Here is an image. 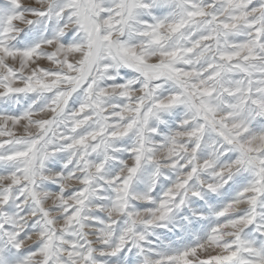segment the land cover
I'll use <instances>...</instances> for the list:
<instances>
[{
    "label": "snow or ice",
    "instance_id": "snow-or-ice-1",
    "mask_svg": "<svg viewBox=\"0 0 264 264\" xmlns=\"http://www.w3.org/2000/svg\"><path fill=\"white\" fill-rule=\"evenodd\" d=\"M0 264H264V0H0Z\"/></svg>",
    "mask_w": 264,
    "mask_h": 264
}]
</instances>
